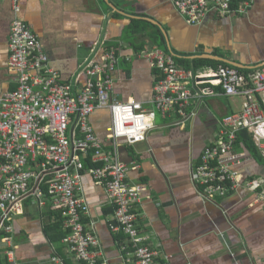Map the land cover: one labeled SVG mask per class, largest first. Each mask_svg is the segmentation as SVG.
Listing matches in <instances>:
<instances>
[{"label": "crops", "instance_id": "1", "mask_svg": "<svg viewBox=\"0 0 264 264\" xmlns=\"http://www.w3.org/2000/svg\"><path fill=\"white\" fill-rule=\"evenodd\" d=\"M16 16L39 36L50 65L75 91L86 82L85 64L114 49L115 95L150 108L162 77L148 58L151 50L159 49L178 66L196 72L223 64L249 72L264 65V0H252L245 13L223 15L210 10L199 23H190L173 0H0V96L18 86L9 67ZM195 60L207 62L194 66ZM242 103V98L222 94L194 99L190 104L197 110L194 122L178 126L174 118L158 115L146 141L119 139V158L130 167L127 181L145 185V196L150 197L136 206L138 223L147 244L170 264H264V199L258 197L264 192V159L250 132H239L234 152L246 153L237 169L245 178L260 182L258 192L242 186L216 200H205V188L192 180L203 150L219 135L222 119L239 112ZM91 122L106 148H112L107 138L109 110L95 111ZM245 135L256 152L243 142ZM89 171L83 173L80 191L89 205L84 221L98 238L106 264H135L124 258L121 248L128 242L127 234L113 229L114 206ZM58 212L50 204L25 200L23 212L12 222L13 233L3 234L10 240L0 242V264H82L66 236L54 239L56 231L48 228ZM8 250L13 251V261Z\"/></svg>", "mask_w": 264, "mask_h": 264}, {"label": "built area", "instance_id": "2", "mask_svg": "<svg viewBox=\"0 0 264 264\" xmlns=\"http://www.w3.org/2000/svg\"><path fill=\"white\" fill-rule=\"evenodd\" d=\"M173 2L190 23L201 22L210 10L223 15L245 13L252 5V0ZM15 11L16 15L20 11L17 2ZM9 47V67L18 86L0 96V242L10 240L3 234L13 233L14 217L23 212L25 200L33 198L40 206L50 204L61 212L65 241L78 262L106 264L98 238L84 222L89 205L80 191L84 159L89 157L97 164L89 172L104 186L114 206L117 224L113 229L127 234L128 242L121 248L126 262L170 264L147 244L138 223L136 206L150 197L145 196V185L127 181L130 167L119 158V139L146 141L158 115L174 118L178 126L194 122L197 110L190 108L192 100L217 94L242 98V108L222 119L219 135L203 150L192 180L205 188V200H216L242 186L258 192L260 182L245 178L237 169L246 153L234 152V146L239 132L247 130L264 159V65L249 72L230 65L196 72L178 66L159 49L151 50L148 58L162 77L155 85L150 108L115 95L118 57L114 49L85 64L86 82L75 91L50 65L39 36L18 16L11 25ZM101 109L110 112V149L91 122V115ZM258 197L264 199V192ZM7 253L13 261V251Z\"/></svg>", "mask_w": 264, "mask_h": 264}, {"label": "trees", "instance_id": "3", "mask_svg": "<svg viewBox=\"0 0 264 264\" xmlns=\"http://www.w3.org/2000/svg\"><path fill=\"white\" fill-rule=\"evenodd\" d=\"M180 62L186 64L184 60H180ZM203 62L206 63L207 61H203V60H195V61H193V65H194V66H197L198 64L203 63ZM186 65H187V66H191V64H190L189 62H188ZM216 65H217V63H216ZM219 65H220V64H219ZM223 65H227V64H223ZM189 69H190V68H189ZM240 139H241V138L239 137V140H240ZM243 142H244L249 148H251L252 151H254V152L257 151V150H255L256 148H255V146L253 145V142H252L251 138H250L248 135H245V136H244V138H243ZM84 162H85V169H84V171H86L87 169L92 168V167H94V166H97V164H94V163L91 162V159H90L89 157H85ZM83 173H84V172H83ZM56 217H57V218H56V219H57L56 222H55L54 224L50 225L48 228L51 229V230H55L58 236H57V237H54V239H59V238H63V237H65V236L67 235V231H65V230L63 229V226H62L63 218H62L61 212H58V214H56ZM84 222H85V221H84Z\"/></svg>", "mask_w": 264, "mask_h": 264}, {"label": "water", "instance_id": "4", "mask_svg": "<svg viewBox=\"0 0 264 264\" xmlns=\"http://www.w3.org/2000/svg\"><path fill=\"white\" fill-rule=\"evenodd\" d=\"M263 66V65H262Z\"/></svg>", "mask_w": 264, "mask_h": 264}]
</instances>
